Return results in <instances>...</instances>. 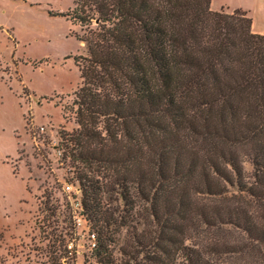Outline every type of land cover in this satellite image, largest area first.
Wrapping results in <instances>:
<instances>
[{
    "label": "trees",
    "instance_id": "trees-1",
    "mask_svg": "<svg viewBox=\"0 0 264 264\" xmlns=\"http://www.w3.org/2000/svg\"><path fill=\"white\" fill-rule=\"evenodd\" d=\"M212 1L74 0L57 14L89 27L76 35L86 48L75 57L78 127L61 132L95 235L87 262L118 264L117 235L128 228L122 264H231L234 253L264 264V34L248 11ZM230 187L263 207L228 199ZM73 210L45 206L48 264H76ZM225 226L244 234L241 248L188 242Z\"/></svg>",
    "mask_w": 264,
    "mask_h": 264
},
{
    "label": "rangeland",
    "instance_id": "rangeland-1",
    "mask_svg": "<svg viewBox=\"0 0 264 264\" xmlns=\"http://www.w3.org/2000/svg\"><path fill=\"white\" fill-rule=\"evenodd\" d=\"M212 5L216 10L248 11L256 29L264 31V0H213ZM73 7L74 0H0V264H48L40 229L44 209L54 204L65 213L68 202L77 232L72 239L76 264H99L85 261L93 237L80 213L73 161L61 138L62 131L72 133L78 127L73 100L81 76L75 57L85 56L86 48L76 35L89 31L57 15ZM244 168L250 177L252 163L245 161ZM229 190L228 199L246 202L256 211L263 207L249 195L238 194L235 187ZM138 208L136 220L147 222L149 214ZM222 228L217 237L207 230L203 237L191 235L188 242L197 246L216 238L241 248L244 234ZM117 237L114 254L122 264L125 256L120 249L130 238L128 228ZM225 260L243 263L241 253Z\"/></svg>",
    "mask_w": 264,
    "mask_h": 264
},
{
    "label": "crops",
    "instance_id": "crops-1",
    "mask_svg": "<svg viewBox=\"0 0 264 264\" xmlns=\"http://www.w3.org/2000/svg\"><path fill=\"white\" fill-rule=\"evenodd\" d=\"M212 9L216 10V9H214L213 5H212ZM253 31L256 32V33H263L264 34V31L256 29V25H255L254 21H253Z\"/></svg>",
    "mask_w": 264,
    "mask_h": 264
},
{
    "label": "built area",
    "instance_id": "built-area-1",
    "mask_svg": "<svg viewBox=\"0 0 264 264\" xmlns=\"http://www.w3.org/2000/svg\"><path fill=\"white\" fill-rule=\"evenodd\" d=\"M93 239H92V247H94L96 245V241H95V235L91 234Z\"/></svg>",
    "mask_w": 264,
    "mask_h": 264
}]
</instances>
